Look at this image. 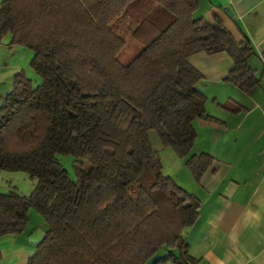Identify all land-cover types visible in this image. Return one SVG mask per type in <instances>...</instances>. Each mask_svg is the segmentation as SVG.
Segmentation results:
<instances>
[{
  "label": "trees",
  "instance_id": "16d2710c",
  "mask_svg": "<svg viewBox=\"0 0 264 264\" xmlns=\"http://www.w3.org/2000/svg\"><path fill=\"white\" fill-rule=\"evenodd\" d=\"M199 0H3L0 44L34 51L42 84L17 74L0 106V172L36 181L28 196L0 192V238L23 233L31 210L48 230L29 264H196L186 232L200 200L163 173L150 133L197 183L212 166L194 154L206 112L194 55L227 54L228 82L260 85L247 35L237 41L220 15L198 17ZM132 37L141 51L119 56ZM226 108L225 105H222ZM227 109H229L227 107ZM239 112L240 108L232 109ZM58 155L87 165L75 182Z\"/></svg>",
  "mask_w": 264,
  "mask_h": 264
},
{
  "label": "crops",
  "instance_id": "0c3cea01",
  "mask_svg": "<svg viewBox=\"0 0 264 264\" xmlns=\"http://www.w3.org/2000/svg\"><path fill=\"white\" fill-rule=\"evenodd\" d=\"M199 2L196 16L216 13L237 41L244 35L250 38L256 55L249 64L260 85L242 92L228 82L233 62L225 53L190 58L204 75L205 82L199 85L207 98L206 112L219 120L195 123L193 153L214 157L200 183L191 178L185 160L163 147L155 132L150 139L162 159L164 175L180 181L179 186L201 202L200 215L186 232L188 252L196 264H264V0ZM231 102L241 108L239 112L223 109ZM34 211L23 233L0 238V264H29L36 254L48 226Z\"/></svg>",
  "mask_w": 264,
  "mask_h": 264
},
{
  "label": "rangeland",
  "instance_id": "374dc122",
  "mask_svg": "<svg viewBox=\"0 0 264 264\" xmlns=\"http://www.w3.org/2000/svg\"><path fill=\"white\" fill-rule=\"evenodd\" d=\"M2 1L3 0H0V5ZM141 49L142 46L139 45L132 37L128 38L127 45L119 56L120 61L123 64H128L141 51ZM34 56V51L27 47L11 45L10 34L4 37L2 43L0 44V106L3 98L13 92L17 74L23 73L26 78L31 80L34 87H38L42 84L43 81L41 77L31 66V61L33 60ZM198 89L204 94V92L202 91L203 88L200 87V85L198 86ZM229 104H232V106ZM225 107L226 108L223 109L227 111H232V109H235V107H238V105H236L235 102H231L226 103ZM227 107L229 109H227ZM57 158L59 159L60 163L65 167V169L68 170L71 175V178L75 182H79L80 170L87 164L85 162L79 161L78 159H75L73 156L58 155ZM187 174H189V172ZM191 178L194 177L192 176ZM176 183L179 185V183L181 182H178L177 180ZM35 184L36 181L32 180L24 172H0V192L7 193L10 190H15L25 196H28L32 193ZM34 212L39 216L36 211ZM166 255L167 250L164 249L160 251L147 264H153L155 261L166 257Z\"/></svg>",
  "mask_w": 264,
  "mask_h": 264
},
{
  "label": "water",
  "instance_id": "95a60500",
  "mask_svg": "<svg viewBox=\"0 0 264 264\" xmlns=\"http://www.w3.org/2000/svg\"><path fill=\"white\" fill-rule=\"evenodd\" d=\"M225 12L229 15V16H234V14L232 13V11L230 10V8H225Z\"/></svg>",
  "mask_w": 264,
  "mask_h": 264
}]
</instances>
